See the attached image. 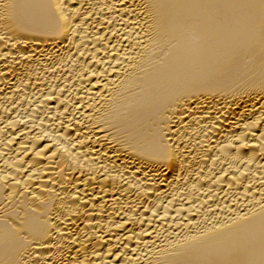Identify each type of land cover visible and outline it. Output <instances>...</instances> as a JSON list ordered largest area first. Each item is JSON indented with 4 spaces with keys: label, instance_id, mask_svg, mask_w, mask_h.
Masks as SVG:
<instances>
[{
    "label": "bare ground",
    "instance_id": "obj_1",
    "mask_svg": "<svg viewBox=\"0 0 264 264\" xmlns=\"http://www.w3.org/2000/svg\"><path fill=\"white\" fill-rule=\"evenodd\" d=\"M0 264H264V0H0Z\"/></svg>",
    "mask_w": 264,
    "mask_h": 264
}]
</instances>
